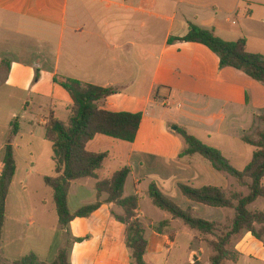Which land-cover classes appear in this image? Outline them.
Instances as JSON below:
<instances>
[{
    "label": "crops",
    "instance_id": "obj_1",
    "mask_svg": "<svg viewBox=\"0 0 264 264\" xmlns=\"http://www.w3.org/2000/svg\"><path fill=\"white\" fill-rule=\"evenodd\" d=\"M190 24L214 31L227 42L246 40L249 53L264 56V0H0V90L6 89L10 97L15 93L46 97L49 109L47 116L25 117L29 125L25 132L21 117H16L13 109L5 105L0 109L2 112L7 108L10 124L9 138L0 139V176L7 145L12 146L16 162L6 202L0 259L14 262L35 255L39 263L51 264L71 240V264H133L126 246V226L115 218L123 210L107 203L105 194L99 199L97 179L71 182L68 208L74 215L100 201L99 209L88 218H74L66 229L60 225L54 191L45 183L46 178L57 176L46 126L51 115L60 119V107L68 113L64 121L60 119L66 122L72 101L62 102L56 97L57 87H61L56 80L73 79L118 89L116 95L100 103V108L114 113H142L133 143L98 135L86 150L109 155L98 172L99 180H109L125 167L131 169L124 198L137 197V218L144 228L142 203L144 197L150 198L152 184L183 210H191L192 214L199 210V219L229 228L236 217L235 210L190 201L180 185L216 187L227 195H247L248 190L219 176L225 173L216 171L207 160H196L199 155L182 158L186 144L176 127L190 134L195 129L208 139L213 134H227L230 114L225 106L240 97V103L249 106L251 99L245 87L234 81V74L229 72L232 68H220L219 57L208 48L169 42L184 38ZM46 66L52 72L51 96L39 90L37 83L41 79L33 84L31 81L34 70L41 75ZM254 82L257 98L264 101V84ZM174 97L182 98L187 108L179 105L182 111L177 115L171 110L161 113L162 107L170 108L169 101ZM206 101L218 106L207 107ZM29 106L27 101L23 116L28 114ZM16 119L19 132L12 136ZM230 182L237 189L230 191ZM43 185L51 189V200L34 198L43 191ZM229 211L234 216L228 217ZM162 212L167 214L164 221L152 222L150 231H145L148 264H170L172 260L177 264L187 256L189 259L197 242L199 254L206 248L211 253L207 238L213 241L214 237L204 236ZM163 222L168 223L167 227L157 233L154 228ZM79 239L82 241H76ZM234 246L240 256L236 264H264V242L252 233L238 235ZM197 263L204 264L201 257H196L194 264Z\"/></svg>",
    "mask_w": 264,
    "mask_h": 264
},
{
    "label": "trees",
    "instance_id": "obj_2",
    "mask_svg": "<svg viewBox=\"0 0 264 264\" xmlns=\"http://www.w3.org/2000/svg\"><path fill=\"white\" fill-rule=\"evenodd\" d=\"M173 41L203 45L219 57L220 68L241 71L254 81L264 84V56L249 53L246 40L227 42L217 37L214 31L190 24L188 34L184 38L171 39L169 42ZM56 83L68 92L72 101L66 122L51 115L46 126L47 139L53 144L57 176L46 178L45 183L54 191L60 225L66 229L74 218H88L99 209L100 201L95 205L81 208L74 215L68 208L70 183L85 178L97 179L99 199L105 194L107 203L115 204L123 210V214L115 215V218L126 226V246L131 252L133 264H148L146 232L144 225L137 218L138 199L134 196L124 198V187L131 169L125 167L116 172L111 179L99 180L98 172L109 155L94 154L86 150L87 144L98 135L133 143L142 123V113H114L101 109L100 103L116 95L118 89L101 88L73 79L56 80ZM11 132L12 136L18 134V119L12 123ZM176 133L186 144V149L181 154L182 158L193 155L203 157L216 171L236 179L240 186L248 190V194L227 195L216 187L198 189L180 185L183 195L190 201L211 208L235 210L236 217L225 235H219L222 232L220 225L194 217L191 210H183L165 197L155 184L149 188V197L157 208L169 213L174 219L182 221L190 229L204 236L216 239L209 242L214 251L210 259L211 264H236L240 256L235 250L233 238L243 232H250L264 242V212H252L249 209L259 199H264V131H258L256 138L245 136L242 139L244 144L256 149L252 161L244 170L236 169L220 150L204 144L185 128L176 127ZM15 173L13 148L7 145L0 176V249L6 221V202ZM167 225V222H163L154 230L162 233V229ZM76 241L80 242L82 239ZM70 245L71 240L60 249L51 264H71ZM0 264L44 263H39L35 255H29L14 262L0 259Z\"/></svg>",
    "mask_w": 264,
    "mask_h": 264
},
{
    "label": "rangeland",
    "instance_id": "obj_3",
    "mask_svg": "<svg viewBox=\"0 0 264 264\" xmlns=\"http://www.w3.org/2000/svg\"><path fill=\"white\" fill-rule=\"evenodd\" d=\"M229 72H232L234 74V81H237L238 85L244 86L246 89V93H248V96L250 97V104L247 106L245 103H240L241 97L239 98V101L233 100L234 104L225 106V110L230 114L229 115V133L223 134V135H217L213 134L211 135L210 139L207 138V135L199 132L197 130H193L191 132V135L197 137V139H200L204 144L219 149L223 155L232 163V165L238 169V170H244L247 165L252 161L253 155L255 153V148L246 145L243 143L242 139L245 136L255 138L257 136L258 131H264V101H260L257 98V88L256 83L249 79L246 75H244L242 72L235 71L233 69H229ZM51 70H49V66H46L42 69L41 75L39 72L34 70V78L32 81V84L35 83L36 79L39 78V82L37 83V86L39 90L43 91L45 95L51 96L54 94L52 92V84H51ZM38 76V77H37ZM15 80H12V83ZM55 95L58 99H60L62 102H69V94L68 92L63 89L62 87H57V91L55 92ZM29 101L30 106L27 110V115L23 116L24 114V105L25 103ZM171 104L170 108L162 107L160 109V112L163 113L165 111H172L173 115H177L180 111L179 105L181 108L186 109L187 103L184 102L182 98L174 97L173 100L171 99L169 101ZM206 106H218V103L214 105V103H211V101H206ZM65 104V103H62ZM7 106L13 109L17 113L16 117H21L20 125L21 128L26 130V128L29 126L26 122L27 120H24L26 118H33L35 116H47L49 113V109L47 108L46 104V97H34L31 98L27 94H21V93H15L14 96H9V92L6 89L0 90V109L2 106ZM224 106V105H223ZM27 109V108H26ZM0 112V139H8L9 138V126L8 123V117L6 116L7 108H2ZM58 116L61 120H65L68 113L65 112V110L60 107L58 109ZM220 115V112L219 114ZM22 117H24L22 119ZM196 160H202L204 162L205 159L202 157L196 156ZM206 162V161H205ZM219 176H223L225 178H229V180L233 181L234 183H237V180H235L230 175L221 174L218 173ZM20 176V173L18 174V177ZM237 189L236 185H232L230 182V191L232 189ZM15 189H18L16 186ZM241 191L242 189L239 188ZM227 190V192H230ZM244 192H247L246 189L242 190ZM47 192V194H46ZM231 193V192H230ZM52 191L50 188H48L46 185H43V191L40 192L37 195H34V198H45L51 200L52 197ZM14 199V198H13ZM11 199V204L12 201ZM144 201L142 203V211L145 216V231L148 233L150 231V226L152 222L159 223L164 221L166 213L162 212L158 208L155 207L152 200L148 197L143 198ZM176 203V202H175ZM179 206V204L177 203ZM195 206L198 204L194 203ZM250 210H259L264 211V199H259L256 203H254L249 208ZM12 210V208L10 209ZM193 214L198 217H200L199 210H194ZM232 214V215H231ZM234 216V213L232 211L228 212V217ZM233 218V217H232ZM179 224H182L180 221H178ZM231 223L229 227H231ZM228 227H221L220 230L222 231L219 235H225L227 233ZM210 238V237H209ZM236 237L233 238V243L235 241ZM208 243L211 242L210 239H208ZM216 240V239H213ZM209 247L211 249V253L209 249H205V253L199 254V243L197 242V245L192 248V251L190 253V257L188 259V256L182 260L180 263L177 264H194L196 257H201L203 263H211L210 259L214 255L213 248L211 247L209 243ZM168 255V253H166ZM176 253L173 255L175 256ZM211 255V256H210ZM210 256V257H209ZM180 257V256H179ZM173 261V260H172ZM170 264H175V263ZM200 264V263H197Z\"/></svg>",
    "mask_w": 264,
    "mask_h": 264
}]
</instances>
